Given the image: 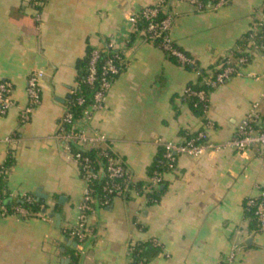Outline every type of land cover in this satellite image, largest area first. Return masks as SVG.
Wrapping results in <instances>:
<instances>
[{
    "label": "crops",
    "instance_id": "obj_1",
    "mask_svg": "<svg viewBox=\"0 0 264 264\" xmlns=\"http://www.w3.org/2000/svg\"><path fill=\"white\" fill-rule=\"evenodd\" d=\"M225 1L217 8L206 0H199L200 7L185 0L167 3L171 40L206 73L221 67L263 13L264 0ZM157 2L44 0L36 20L30 0H0V80L13 84L14 100L0 115V167L12 161L2 192L10 200L39 199L40 192L55 208L47 219H0V264H130V249L146 242L160 246L147 264H223L233 245L239 246L235 264H264V231H255L245 209L248 199L264 198V156L254 149L179 156L175 170L164 175L157 203L135 192L106 206L95 201L86 242L76 246L64 238L78 222L85 183L57 135L78 88L76 64L87 48L102 52L109 42L120 47L121 72L88 129L107 137L140 186L147 182L159 141L183 142L204 131L210 141L226 142L253 103L264 129V57L252 54L239 75L209 93L206 113L194 114L184 92L199 83L195 71L169 60L127 23ZM32 71L44 73L41 102L22 125L19 113Z\"/></svg>",
    "mask_w": 264,
    "mask_h": 264
},
{
    "label": "built area",
    "instance_id": "obj_2",
    "mask_svg": "<svg viewBox=\"0 0 264 264\" xmlns=\"http://www.w3.org/2000/svg\"><path fill=\"white\" fill-rule=\"evenodd\" d=\"M190 4L200 7L199 0H185ZM214 7H220L226 3L225 0H208ZM31 6L35 10L36 20L40 18L42 0H30ZM168 0H158L149 7L143 8L137 14L129 16L127 23L133 34H137L145 41L158 43V48L162 52L176 58L180 64H188L191 61L186 58L179 48L170 38V29L173 21L172 15L167 10ZM143 23V27L139 24ZM260 54L264 57V6L263 13L252 24L249 35L244 47L238 48L236 57L229 54L224 58V63L217 72L210 73L204 79L206 90L194 91L185 90L188 98H195L202 104L205 110L208 109L209 91L215 90L233 76L239 75V69L249 62L248 56ZM104 55V62L98 74L96 64L100 55ZM123 58L120 47L114 42H109L105 50L92 51L89 68L84 83L92 86L97 83L91 101L85 105L78 117H74L72 108L84 106L85 99L78 96L75 102L69 104L63 117L61 118L58 137L64 144V149L71 155L76 163L80 178L85 183L83 197L79 205L78 222L75 227L66 230L69 238L75 242L76 246H81L91 235V230L87 223L89 213L93 210L96 201L94 182L101 181V200L100 206H106L113 198L125 197L131 192L142 195H151L164 182V175L173 172L176 168V161L179 156L191 158L199 157L205 153H218L224 150H231L237 153H244L248 150H257L264 156V129L261 125V116L258 103L251 104L249 111L244 118L237 124L234 135L223 143L210 141L204 131H199L195 135L188 137L183 142H157L158 156L156 161L157 168L148 177L145 185L138 187L132 176L126 169L122 160L112 151L111 145L104 134L91 132L88 124L94 112L101 109L115 78L122 69ZM198 75V73H196ZM44 77L42 71H32L26 82L27 102L19 113V122L24 125L30 121L34 109L41 102L40 82ZM79 87L76 89V91ZM13 84L10 81L0 80V115L4 116L10 108L14 106ZM264 97V96H263ZM9 142L10 138H6ZM72 147L76 148L75 151ZM94 151L96 158L93 159L88 152ZM0 175H6V169L0 167ZM26 202L33 201L28 195L23 196ZM246 210L252 213L255 222V231H264V198L263 196L250 198L245 202ZM9 215L27 217L25 209L20 206L12 208L8 212L0 199V219ZM47 219V214L38 215ZM239 252V246L233 245L223 260V264H235ZM81 253V251H80Z\"/></svg>",
    "mask_w": 264,
    "mask_h": 264
},
{
    "label": "trees",
    "instance_id": "obj_3",
    "mask_svg": "<svg viewBox=\"0 0 264 264\" xmlns=\"http://www.w3.org/2000/svg\"><path fill=\"white\" fill-rule=\"evenodd\" d=\"M44 2V0H42ZM203 1V0H201ZM205 1V0H204ZM208 1V0H206ZM257 20V19H256ZM255 20V21H256ZM253 21L252 24L255 22ZM144 24L140 23L139 27H143ZM249 35V31L238 41L236 48L233 52H231L230 54L233 55V57L238 56L237 55V50L238 48L244 47L246 45V40L247 37ZM153 45H155L156 47H158V43L154 42ZM179 50L183 53V55L188 58L191 63L188 64H180L178 62V60L170 55H168L167 53H164L165 56L171 60L172 62H174L177 65H180L182 67H184L185 69L188 70H193L195 71V73H198V79H199V83L196 85H189L186 89H190V90H194V91H199V90H207V88L204 85V79H206L210 73L214 74L215 72H217V70H212L211 72H204L203 70H200L196 64V62H194V60L188 55L186 54L183 50H181L179 48ZM92 49L91 48H87L86 50V55L85 57L78 61L76 64V70H77V82H78V87L79 89L77 91H75L71 96H70V100H69V104H73L76 100V98L78 96H82L85 99V104L84 106H76L72 108V112L74 114V117H78L81 113V110L85 107V105H87L90 101L91 98L93 96V93L95 91V89L97 88V83H95L92 86H89L87 84L84 83V80L86 79L87 76V72H88V68H89V63H90V59H91V53H92ZM104 55L101 54L99 59L97 60V64H96V68H97V72L98 74L100 73V67L102 66L103 62H104ZM226 58V57H225ZM249 58V62L251 60V56H248ZM224 58L221 60V65H223L224 63ZM248 62V63H249ZM247 63V64H248ZM246 64V65H247ZM246 65H244L243 67H245ZM201 81V82H200ZM213 91V90H212ZM211 91H209L208 93H210ZM184 99L185 101L188 103L190 109L194 112V114L198 115V116H203L207 110H205L202 106V104L198 103L197 100L195 98H188L186 96V94L184 93ZM72 149L75 151L76 148L72 147ZM88 154L93 158V159H97L95 152L94 151H90L88 152ZM159 159V156L157 154L153 164L151 165L149 171H148V177L152 175L153 171L156 170L157 168V164L156 161ZM12 161L9 159L4 165L3 168L4 169H8V167L11 165ZM3 175H0V199L2 200V203L5 205L6 209L8 210V212H11L12 208L16 207V206H20L23 209L26 210L28 216L27 217H34V216H38L40 214H47V216H53L55 213V208L51 209L45 199H36L35 197H33V201L31 202H26L23 195H19L17 196L14 200L13 199H8L9 195L7 193H3L2 191L5 190L4 185H3ZM137 184V183H136ZM138 187H140L139 184H137ZM94 188H95V192H96V196L95 199L96 201L100 202L101 200V181H96L94 182ZM162 194V190H159V188L153 192L151 195H147L146 198L148 200V202L150 204H155L159 201L160 199V195ZM8 200H10L8 202ZM246 209V207H245ZM246 215L251 219L252 221V225L255 226V222L252 216V213L248 210H246ZM64 238L65 240H69V235L68 232L65 230L63 232ZM160 253V246L155 243V242H146V243H138L135 244L131 249H130V264H147L150 260H152L153 258H155L158 254ZM78 259L77 255H73L72 256V260L74 262H76Z\"/></svg>",
    "mask_w": 264,
    "mask_h": 264
},
{
    "label": "water",
    "instance_id": "obj_4",
    "mask_svg": "<svg viewBox=\"0 0 264 264\" xmlns=\"http://www.w3.org/2000/svg\"><path fill=\"white\" fill-rule=\"evenodd\" d=\"M163 188H162V186L159 188V190H162ZM36 196L38 197V198H45V196L43 195V194H41L40 192H38L37 194H36ZM61 200H62V198H60V200H59V202H61ZM10 200H8V202H9ZM56 219H57V221H59V218H58V216H56Z\"/></svg>",
    "mask_w": 264,
    "mask_h": 264
}]
</instances>
